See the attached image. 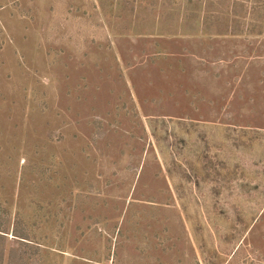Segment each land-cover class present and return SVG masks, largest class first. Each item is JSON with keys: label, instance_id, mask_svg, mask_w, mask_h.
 I'll return each instance as SVG.
<instances>
[{"label": "rangeland", "instance_id": "rangeland-1", "mask_svg": "<svg viewBox=\"0 0 264 264\" xmlns=\"http://www.w3.org/2000/svg\"><path fill=\"white\" fill-rule=\"evenodd\" d=\"M0 230V264H264V0H0Z\"/></svg>", "mask_w": 264, "mask_h": 264}, {"label": "trees", "instance_id": "trees-1", "mask_svg": "<svg viewBox=\"0 0 264 264\" xmlns=\"http://www.w3.org/2000/svg\"><path fill=\"white\" fill-rule=\"evenodd\" d=\"M253 32V31H252ZM1 232H3L2 230H0V238H2V239H4L3 238V236L4 235H2V233ZM12 235H14L15 237V240H17V241H19L20 240V238H22V239H27L26 237H24L23 235H19V234H16V233H12ZM21 242H23L22 240H20Z\"/></svg>", "mask_w": 264, "mask_h": 264}]
</instances>
